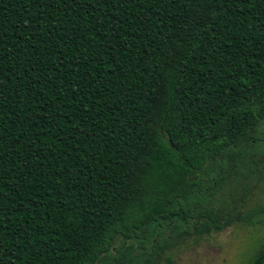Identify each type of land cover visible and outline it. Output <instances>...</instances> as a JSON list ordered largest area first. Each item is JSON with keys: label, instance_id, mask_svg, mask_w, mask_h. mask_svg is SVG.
<instances>
[{"label": "trees", "instance_id": "trees-1", "mask_svg": "<svg viewBox=\"0 0 264 264\" xmlns=\"http://www.w3.org/2000/svg\"><path fill=\"white\" fill-rule=\"evenodd\" d=\"M262 145L264 0H0V264H172Z\"/></svg>", "mask_w": 264, "mask_h": 264}, {"label": "rangeland", "instance_id": "rangeland-1", "mask_svg": "<svg viewBox=\"0 0 264 264\" xmlns=\"http://www.w3.org/2000/svg\"><path fill=\"white\" fill-rule=\"evenodd\" d=\"M255 159L253 172L239 180V191L233 195L235 200L244 201L248 220L199 242L187 240L173 251L172 264H252L264 249V145Z\"/></svg>", "mask_w": 264, "mask_h": 264}]
</instances>
